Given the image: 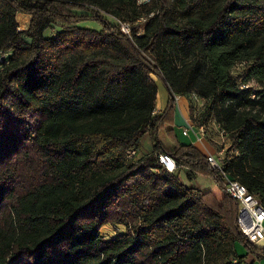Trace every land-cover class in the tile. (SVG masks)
I'll list each match as a JSON object with an SVG mask.
<instances>
[{"label": "trees", "instance_id": "1", "mask_svg": "<svg viewBox=\"0 0 264 264\" xmlns=\"http://www.w3.org/2000/svg\"><path fill=\"white\" fill-rule=\"evenodd\" d=\"M19 12L32 15L28 29ZM116 18L131 24V35ZM87 19L100 28L79 24ZM58 21L68 25L46 34ZM0 52V264L264 258L206 155L162 139L173 138L176 95L204 97L193 121L226 131L224 168L264 204V89L249 85H264V0H0ZM153 74L169 89L161 112ZM147 133L153 150L137 156ZM162 151L215 186L185 184L161 167ZM113 220L127 231L105 239L101 227Z\"/></svg>", "mask_w": 264, "mask_h": 264}, {"label": "built area", "instance_id": "2", "mask_svg": "<svg viewBox=\"0 0 264 264\" xmlns=\"http://www.w3.org/2000/svg\"><path fill=\"white\" fill-rule=\"evenodd\" d=\"M149 1V0H141ZM121 25V30L131 35V24L129 22L121 21L116 18ZM141 20H144L142 18ZM7 53L0 52V60L5 57ZM195 101H206V99L198 94L194 93ZM216 126L217 134L220 135L222 140H216L222 146L218 150V153H207L206 157L208 162L218 170L219 177L224 181L225 189L228 194L235 198L239 203L238 211V224L240 230L245 234L253 243L264 246V204L259 200L257 195L249 190L247 185L242 183L237 178L233 177L224 168V158L227 147L226 144V131L220 126V124L214 122ZM198 126L202 133H208L205 124L198 125L196 123H190L183 129L184 134H188L189 131L194 130ZM135 149L129 150V155H134ZM158 162L161 167L167 171L173 172L178 168L176 159L169 152L162 151L158 154Z\"/></svg>", "mask_w": 264, "mask_h": 264}, {"label": "rangeland", "instance_id": "3", "mask_svg": "<svg viewBox=\"0 0 264 264\" xmlns=\"http://www.w3.org/2000/svg\"><path fill=\"white\" fill-rule=\"evenodd\" d=\"M151 1L152 0H150V2ZM66 11L69 12V14L75 15L77 17L80 16L81 14L90 13V11L86 10L85 8H69ZM103 13L105 15H107V17H109L111 20L115 21L114 18L112 17V15H109L105 12H103ZM31 18H32V15L30 13L19 12L18 13V21H19L20 29H23V30L28 29L30 26V23H31ZM79 24L83 25V26L92 27V28H100V24L94 19L83 20V21H80ZM67 25H68L67 22L58 21L57 23H55L54 25H52L51 27H49L46 30V34H52V33L56 32L58 29L62 28L63 26H67ZM242 69H243V64L238 63L233 67L232 70L234 73L238 74V73H240V71H242ZM153 78L156 79L157 76L153 74ZM249 85H252L256 90L257 89H264V85H261L254 80L250 81ZM185 96L189 99L190 114L193 115V118H194V114L198 115V113H200L202 111V109L205 107L206 101H202V100L198 101V102L195 101L194 92H188L185 94ZM192 105H195V106H192ZM206 124L208 126L207 131L209 129L210 131H208V132L211 134L213 131L214 122L212 120H210V121H207ZM215 134H217V132ZM150 135L151 134L147 133L141 137V139H140L141 146H142L141 151L146 150V149H148L150 151V148H152L151 151L153 150L154 141H153L152 136H150ZM213 135L214 134H211V136H213ZM216 137H217L216 140H219V139L222 140L220 135H217ZM162 139H163V141H165L164 144L167 147H171L170 145L173 144V138H171L170 135H165ZM217 144L220 147L222 146L221 143L219 144L217 142ZM226 144H227V147H229L230 141H229L228 137H226ZM139 154H140V152H139ZM137 156H139V155H137ZM176 172L179 173L181 180L185 184H192L193 183L196 187L200 188L203 191L211 190L215 186L214 179L209 174L201 173V172L195 173V172L191 171L189 168H187L186 166L178 167V169H176ZM191 175H192V177H191ZM27 178H29V177H27ZM35 179L38 180L37 178H35ZM32 180H34V178H30L28 180V183L31 182ZM208 199L211 202L215 201L214 196L212 194L208 195ZM114 210H116V212L118 214H121V212H119V211H124V209L122 207H115ZM118 214H116L114 212V216H116ZM126 231H127V225L123 222L116 221V220L115 221L113 220L112 222L107 223L101 227V233L103 234L105 239H112L117 234H119L121 232L124 233ZM236 243L240 249L244 248L245 250H247L245 245L243 243H241L240 241H237Z\"/></svg>", "mask_w": 264, "mask_h": 264}, {"label": "crops", "instance_id": "4", "mask_svg": "<svg viewBox=\"0 0 264 264\" xmlns=\"http://www.w3.org/2000/svg\"><path fill=\"white\" fill-rule=\"evenodd\" d=\"M158 85V93H157V98H156V111L161 112L167 105L168 99H169V89L168 86L165 82L160 80L158 77L155 79ZM190 123H195L191 117L190 114V104H189V99L185 95H176V104H175V109H174V115H173V122L172 124L169 123L167 127H171L173 129V140H178L180 143H185V144H194L197 146L202 153L205 155L207 153H218V150L220 149V146L217 144L216 139L217 135L215 134L216 131V126L213 125V131L211 134H214L211 136V134L208 132L202 133L198 126H196L195 131L191 130L189 131L188 134L183 133V129L188 126ZM208 131H210L208 129ZM150 134V133H149ZM151 136V135H150ZM141 141H140V146L139 150H137V155L142 156L148 152L151 151L152 148H150V151L148 149L141 151ZM140 152V154H139ZM188 185H193L188 184ZM242 248V247H241ZM236 250L239 254H245L247 250L244 248L240 249L237 246L236 243ZM255 264H264V258L261 259H256Z\"/></svg>", "mask_w": 264, "mask_h": 264}]
</instances>
